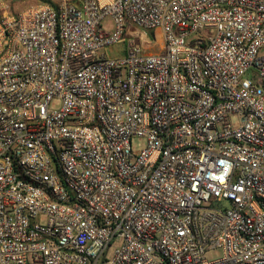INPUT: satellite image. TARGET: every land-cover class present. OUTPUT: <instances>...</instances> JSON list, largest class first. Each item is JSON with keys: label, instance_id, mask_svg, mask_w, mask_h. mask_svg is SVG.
Returning a JSON list of instances; mask_svg holds the SVG:
<instances>
[{"label": "built area", "instance_id": "obj_1", "mask_svg": "<svg viewBox=\"0 0 264 264\" xmlns=\"http://www.w3.org/2000/svg\"><path fill=\"white\" fill-rule=\"evenodd\" d=\"M0 264H264V0H0Z\"/></svg>", "mask_w": 264, "mask_h": 264}, {"label": "rangeland", "instance_id": "obj_2", "mask_svg": "<svg viewBox=\"0 0 264 264\" xmlns=\"http://www.w3.org/2000/svg\"><path fill=\"white\" fill-rule=\"evenodd\" d=\"M8 2L10 4H15V3H17V0H9ZM29 3L32 5L30 7L37 6V5H42L39 0H26V4L25 5H29ZM19 6H22V5H19ZM108 23H109V19H107L105 21V24H108ZM133 30H134L133 28L129 29V31L131 33L134 32ZM146 35H149L150 36L151 33L150 32H146ZM123 49H124V42L123 41H120L119 43H117V44H115V45H113V46H111L109 48H105L102 51V53H104L107 58H116V57H119V56L122 55ZM151 51L157 52V51H159V48L156 46ZM232 118L233 117H230V120L231 121H233ZM224 206H227V204L225 202H224ZM206 256H207L208 259L217 258V257L220 256V251L217 250V249L216 250H213V251H209V252H207Z\"/></svg>", "mask_w": 264, "mask_h": 264}, {"label": "trees", "instance_id": "obj_3", "mask_svg": "<svg viewBox=\"0 0 264 264\" xmlns=\"http://www.w3.org/2000/svg\"><path fill=\"white\" fill-rule=\"evenodd\" d=\"M8 1L9 0H6V3L8 4V7H9V13L12 15L32 6L30 3H29V5H25L26 0H17V3H15V4H10ZM39 1L41 2V4H46V5L55 7V0H52V1L51 0H39ZM19 5H22V6H19Z\"/></svg>", "mask_w": 264, "mask_h": 264}]
</instances>
